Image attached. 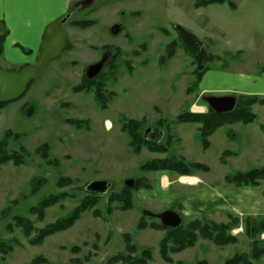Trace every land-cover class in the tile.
Returning <instances> with one entry per match:
<instances>
[{
    "label": "rangeland",
    "instance_id": "374dc122",
    "mask_svg": "<svg viewBox=\"0 0 264 264\" xmlns=\"http://www.w3.org/2000/svg\"><path fill=\"white\" fill-rule=\"evenodd\" d=\"M197 1L88 0L90 9L70 16L95 24L81 29L67 22L68 49L47 63L24 96L10 102L0 115V141L12 131L19 138L9 141V150L20 153L24 147L28 153L22 165L1 167L0 264H112L114 257L130 255L129 244L137 249L131 257L149 250L153 258L148 264H170L161 257L168 231L151 228L161 223L158 216L166 211L180 214L184 229L198 220L217 224L231 223L230 217L239 220L238 227L229 231L237 238L235 244L217 246L199 237L192 247L171 254V264H225L236 254L250 252L251 239L243 226L247 216L214 209L227 201L223 190L241 187L228 184L226 176L264 166V133L258 128L264 118L250 126L219 128L210 137V148L203 149L201 126L180 123L177 117L184 111L206 114L210 108L206 98L230 94L203 92L216 85L203 80L204 74L198 75L197 62L177 28L189 30L205 44L209 59L213 57L205 65L208 72L262 71L264 0H231L234 9L227 3L196 7ZM115 26H120L118 35L111 32ZM7 33L0 22V38ZM12 37L8 35L5 43ZM22 49L29 52L15 48ZM106 55L111 58L101 74L88 79L89 67ZM2 70L19 67L6 65L0 57ZM100 77L109 97L106 108L97 101L94 87L90 92L83 90L85 79ZM228 84L236 83L233 79ZM231 96L238 102V96L244 95ZM124 119L141 123L140 134L167 151L143 147L135 153L122 130ZM44 145L47 150L38 152ZM172 157L209 170L189 176L142 170L145 163ZM96 181L111 185L106 194L87 192ZM127 181L134 185L143 181L146 186L135 189ZM127 189L129 208L116 200ZM61 194L66 197L38 219L33 209ZM92 196L95 204L72 227L37 242L40 230L68 217ZM17 218L31 222V235L17 226ZM259 239L264 241V233Z\"/></svg>",
    "mask_w": 264,
    "mask_h": 264
},
{
    "label": "trees",
    "instance_id": "16d2710c",
    "mask_svg": "<svg viewBox=\"0 0 264 264\" xmlns=\"http://www.w3.org/2000/svg\"><path fill=\"white\" fill-rule=\"evenodd\" d=\"M196 7H205L214 4H224L227 3L231 8H235V4L231 0H198ZM70 15V14H69ZM71 26L86 29L95 24L94 20H77L69 18L67 21ZM8 34V33H7ZM6 35H3L0 38V57L3 56V44L6 38ZM70 45V44H69ZM67 45V49L69 47ZM66 49V50H67ZM213 57L210 56L209 61ZM28 66V65H27ZM24 67L19 68L22 70ZM16 70V71H19ZM264 71V66L262 67ZM207 71V67L203 71L198 70V75H203ZM85 90L90 92L92 88H95L97 101L102 105V108H106L109 97L105 95L104 83L101 81V77L89 81L85 79ZM78 90V89H77ZM10 102H1L0 101V115L2 110ZM264 105V99L254 96H238V102L235 110L230 113L219 114L215 112L211 107L206 114H193L190 111H184L178 115L177 121L180 123H191L199 124V140L202 143L203 149L208 150L210 148V137L219 129L225 126H232L237 124L249 125L254 123L257 119L256 115L252 111V106L254 105ZM78 123V122H77ZM141 128V123L135 120H126L122 126L124 133H127L131 139V147L135 153H140L143 147H147L151 152H166L167 149L159 145L157 142L149 141L147 136H142L139 132ZM261 130L264 133V125L261 126ZM19 136L8 131L4 138L0 141V172L1 167L6 164L13 163L16 166H20L25 162V158L28 155L24 147H21L20 153L13 152L9 150V141L12 139H18ZM47 150V145L41 147L38 152H44ZM224 154H229L226 152ZM144 171H170L175 172L180 175H193L196 171H208L209 168L199 164V163H187L183 159H177L172 157L165 160H154L148 163H145L142 166ZM228 184H233L236 186H250L258 187L264 181V166L260 169L254 170L252 172H237L232 175H228L225 178ZM62 181V180H61ZM61 183V182H60ZM143 181H138L134 185L135 189L144 187ZM88 193L95 196L97 193L90 192ZM129 189L125 190L121 195L116 197V200L123 203L125 208H129L132 204L131 195L128 193ZM90 197L85 200L81 206L76 209L71 215L61 220H58L54 224L48 225L43 230H40L38 237H36L37 242H41L46 237L55 234L57 232L64 231L72 227L75 222L81 217L82 213L87 211L90 207L95 204L94 198ZM66 197L65 194L58 196H51L42 201L41 205L34 208L33 212L37 215V218L42 220L45 216V209L55 205L59 201L63 200ZM17 226L21 227L23 232L26 235H31L33 228L29 220L25 218L16 219ZM231 223L226 224H217L210 221L201 222L200 220L195 221L189 229H184L182 225L178 229H170L163 226L161 223L158 225H151L152 229L158 230H167V236L163 239L161 243V257L167 263H173V259L170 257L171 254H176L184 251L185 249L192 247L199 237H202L206 240L212 241L217 246H227L230 244H235L237 238L229 234V231L238 227L239 220L237 218L230 217ZM245 234L251 239V250L249 253L236 254L232 258L228 259L225 264H256L259 260L264 258V241L260 240V235L264 233V217H252L247 216L244 218L243 222ZM141 228H146L145 225ZM128 242L130 239H127ZM169 241L173 243L172 247H169ZM127 251L130 255L121 254L119 256L111 259V263L115 264L118 262L124 264H148L152 261L153 255L149 250L143 251L140 257H131L132 253H136L137 249L134 245H128Z\"/></svg>",
    "mask_w": 264,
    "mask_h": 264
},
{
    "label": "crops",
    "instance_id": "0c3cea01",
    "mask_svg": "<svg viewBox=\"0 0 264 264\" xmlns=\"http://www.w3.org/2000/svg\"><path fill=\"white\" fill-rule=\"evenodd\" d=\"M87 1L44 0L42 4L33 7L22 6L18 0H4L3 5L0 6V22L8 31L7 36H13L9 42L5 43L6 38L4 40L2 56L4 63L10 67L19 68L35 63L47 29L69 14L71 16L77 14L80 9L83 12L90 9V7L86 8ZM15 39L18 41L15 42ZM18 46L28 49L29 52L25 53L24 49L15 50ZM27 54L31 57L27 58ZM233 79L236 84L231 86L228 82ZM203 80L216 85V87L210 85L206 87L203 90L206 93H229V96L246 95L264 99V71H261V68L255 73L239 72L232 75H229L227 71H206ZM252 111L257 117L256 121L261 117L264 118V105H254ZM260 121V126L257 125L259 130L264 125V121ZM223 191L226 192L223 196L227 201L223 202L224 206H216L215 213L225 212L232 216L264 217V183L258 187H232ZM258 264H264V260Z\"/></svg>",
    "mask_w": 264,
    "mask_h": 264
},
{
    "label": "water",
    "instance_id": "95a60500",
    "mask_svg": "<svg viewBox=\"0 0 264 264\" xmlns=\"http://www.w3.org/2000/svg\"><path fill=\"white\" fill-rule=\"evenodd\" d=\"M67 18L61 22L51 25L46 32L45 39L42 43L41 50L37 62L34 66H28L21 71H0V101L12 102L20 99L27 91L29 85L50 61L58 58L66 49L68 44V34L65 29ZM181 38L187 49L191 52L198 65V70L203 71L209 60V54L205 48V44L197 38L192 32L182 27H178ZM113 35L120 33V26H115L111 30ZM110 56H104L103 60L89 67L87 78L93 80L97 78L105 64L110 60ZM209 106L217 113H230L237 106V99L234 96L226 97H208L206 98ZM128 187L134 186V181H127ZM108 182L96 181L88 185L87 190L94 193L106 194L110 188ZM145 215L154 216L151 213ZM163 226L170 229H178L183 225V217L174 212L166 211L158 216Z\"/></svg>",
    "mask_w": 264,
    "mask_h": 264
},
{
    "label": "snow or ice",
    "instance_id": "6c2138e0",
    "mask_svg": "<svg viewBox=\"0 0 264 264\" xmlns=\"http://www.w3.org/2000/svg\"><path fill=\"white\" fill-rule=\"evenodd\" d=\"M44 0H18V3H20L22 6H38L42 4ZM4 3V0H0V6H2Z\"/></svg>",
    "mask_w": 264,
    "mask_h": 264
},
{
    "label": "bare ground",
    "instance_id": "6f19581e",
    "mask_svg": "<svg viewBox=\"0 0 264 264\" xmlns=\"http://www.w3.org/2000/svg\"><path fill=\"white\" fill-rule=\"evenodd\" d=\"M107 126L109 129H111V123L110 122H107ZM185 182H194L195 180L193 179H187V180H184Z\"/></svg>",
    "mask_w": 264,
    "mask_h": 264
}]
</instances>
